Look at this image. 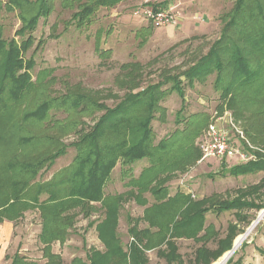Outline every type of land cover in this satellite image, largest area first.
<instances>
[{
	"label": "rangeland",
	"instance_id": "374dc122",
	"mask_svg": "<svg viewBox=\"0 0 264 264\" xmlns=\"http://www.w3.org/2000/svg\"><path fill=\"white\" fill-rule=\"evenodd\" d=\"M37 1L0 0V36L5 49L13 41L21 45L30 39L23 57L34 62L28 73L36 84L18 104L7 99V105L15 108L10 115L0 117V135L4 131L6 140L3 145L0 141V205L6 200L4 193L11 177L5 164L13 157L27 160L34 156L25 147L16 146L20 136L51 134L67 144L79 138L48 123L22 121L44 99L76 91L111 108L128 93L176 75L181 77L184 99L172 90V83L165 84L160 103L164 111L157 112L152 122L154 145L173 143L166 157L171 165L166 170L160 168L164 172L158 176L148 174L142 185L134 186L131 179H138L151 167V161L145 159L128 167L119 163L105 188L106 196L119 197L116 216L107 218L106 209L99 204L90 217L77 210L66 242L52 244L53 254L59 257L54 264H134L129 256L124 259L114 253L120 248L129 255L132 243L141 264H215L233 250L226 264H264V217L260 219L264 170L231 174L239 166L264 162V68L256 82L244 92L238 90L234 99L222 97L216 86L217 72L204 82L191 84L183 76L221 39L237 0H122L112 7L96 6L97 0H73L69 6H65L68 0H45L48 11L39 16L34 27L18 34L23 18L37 14ZM259 1L264 4V0ZM84 6L95 10L80 22L75 15ZM147 10L165 12L169 19L157 26L144 14ZM249 32L250 28L241 37L233 27L228 32L231 44L226 41L225 49L231 54L232 41L239 44L256 69L261 56L247 40ZM106 50L112 54L100 58L99 52ZM224 54L227 63L230 54ZM4 58L0 49V65ZM124 65L131 66L123 69ZM23 73L21 70L17 75ZM224 75L228 82L235 79L230 68ZM50 115L55 121L73 119L65 111L52 110ZM102 115L83 118L79 130L89 132ZM216 124L228 133L231 145L246 156L245 160H203L201 146L210 126ZM76 155V150L69 149L67 155L40 172L36 183L49 182L67 169ZM129 168L132 172L126 173ZM158 189L164 192L156 196L154 190ZM177 195L185 200H171ZM233 201L243 205L224 212L212 207ZM198 211H204L202 218L184 224ZM159 218L164 222L163 230L151 223ZM173 222L178 223L176 228ZM13 223L14 237L0 264H11L16 255L28 263L47 264L40 239V212L29 210ZM243 235L246 239L235 250L236 239Z\"/></svg>",
	"mask_w": 264,
	"mask_h": 264
},
{
	"label": "trees",
	"instance_id": "16d2710c",
	"mask_svg": "<svg viewBox=\"0 0 264 264\" xmlns=\"http://www.w3.org/2000/svg\"><path fill=\"white\" fill-rule=\"evenodd\" d=\"M120 1L122 0H97L96 6L112 7ZM71 2L73 0H68L65 6H69L72 4ZM37 3L40 4L37 14L23 18V27L18 34L34 27L39 16L48 11L45 0H38ZM94 10L92 6H84L83 11L75 17L79 18L80 22L84 21L94 13ZM233 27L241 37L250 28L246 38L261 56L256 69H253L254 62L248 58L245 50L239 44L232 41L231 54L229 49H225L227 42L231 44L228 32ZM5 45L6 43L0 36V49L5 54L2 65H0V70H2L0 117L1 115H10L11 109L15 108H10L7 105V99L14 100L16 105L36 86L28 73L34 67V62L32 60L25 61L23 57L30 45V39L21 45L13 41L9 43L7 50ZM224 53L230 54L227 63L224 61ZM111 54V50L99 52L102 59L108 58ZM130 66L124 65L122 68L126 69ZM229 68L233 70L235 76L232 82H228L224 75L229 72ZM263 68L264 4L259 0H237L232 17L225 26L221 39L215 43L206 56L185 71L183 76L191 84L194 81L204 82L217 72L216 86L222 92V97L234 99L238 90L244 92L256 82ZM21 70H24V73L17 75V72ZM167 83H172V90L177 91L184 99L181 77L173 75L138 92L133 89L134 91L128 93L124 100L115 107L110 108L100 104L83 93L69 91L61 97H47L34 111L26 113L22 119L24 123L30 121L48 123L51 128L56 127L65 134L75 133L79 135V138L67 144L60 137L51 134L40 136L28 134L19 137L16 146L25 147L32 151L34 156L27 160L13 157L5 164L11 177L9 188L4 193L6 200L4 204L0 205V222L5 220L3 216H6L7 221L13 222L18 216L22 217L29 210H38L43 221L40 239L45 245V256L49 259L47 264H54V260L59 257L53 254L52 244L56 241L66 242L70 230L74 228L78 215L77 210L85 217H90L96 211L95 204H99L101 208L106 209L107 218L116 216L119 197L106 196L105 188L111 179L112 171L119 163L128 167L145 159L151 161V167L145 170L138 179H131L134 186L142 185L148 174L159 175L164 172L160 168L166 170L171 165L166 157L173 143L162 141L157 146L154 145L152 130V122L156 113L164 111L160 103L165 97L162 87ZM140 88L139 86L136 89ZM52 110L65 111L73 119L52 120L50 115ZM101 112L103 115L89 132H84L83 129L79 130L83 124V118L94 117L95 114ZM14 126L15 123L11 127ZM4 133L3 131L0 135L2 145L6 142ZM69 149H74L77 152L73 163L67 169L55 174L49 182L36 183L40 172L47 166H53L59 158L67 155ZM259 170H264V162L261 160L239 166L231 174L248 175ZM125 172L131 173L132 169L129 168ZM163 190H154V195H161ZM44 195L47 196L46 199H41ZM177 198L185 200L183 195H177L171 200ZM242 205L243 203L240 201H233L215 203L212 207L219 212H224ZM203 215L204 211H198L196 214L188 216L183 222L187 225L196 223ZM170 216L174 218L173 215ZM151 223L153 226L159 227L160 230L165 227L160 218L154 222L151 221ZM173 223L172 227L176 228L178 223ZM130 248L129 255H125L120 248H116L114 253L124 259L129 256L131 262L141 264L136 244L132 243ZM11 264L34 263H28L16 255ZM74 264L84 263L75 262Z\"/></svg>",
	"mask_w": 264,
	"mask_h": 264
},
{
	"label": "built area",
	"instance_id": "2783aa9c",
	"mask_svg": "<svg viewBox=\"0 0 264 264\" xmlns=\"http://www.w3.org/2000/svg\"><path fill=\"white\" fill-rule=\"evenodd\" d=\"M147 18L153 20L155 25L161 26L169 19L165 12L155 13L153 10H147L144 12ZM229 135L225 130L219 128L218 124L211 125L208 131V136L201 146L203 160L217 159V160H229L239 158L245 160L246 156L231 145Z\"/></svg>",
	"mask_w": 264,
	"mask_h": 264
},
{
	"label": "crops",
	"instance_id": "0c3cea01",
	"mask_svg": "<svg viewBox=\"0 0 264 264\" xmlns=\"http://www.w3.org/2000/svg\"><path fill=\"white\" fill-rule=\"evenodd\" d=\"M14 233L15 227L13 222L5 220L3 223H0V262H3L6 258Z\"/></svg>",
	"mask_w": 264,
	"mask_h": 264
},
{
	"label": "bare ground",
	"instance_id": "6f19581e",
	"mask_svg": "<svg viewBox=\"0 0 264 264\" xmlns=\"http://www.w3.org/2000/svg\"><path fill=\"white\" fill-rule=\"evenodd\" d=\"M264 217V211L260 213V219H262ZM246 239V236H240L236 239L235 241V250L239 249L240 246L242 245L243 241ZM234 253V250L232 251ZM227 253L219 262L215 263V264H226L228 259L233 255V253Z\"/></svg>",
	"mask_w": 264,
	"mask_h": 264
}]
</instances>
